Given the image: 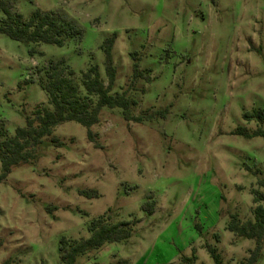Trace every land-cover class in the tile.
<instances>
[{
    "label": "rangeland",
    "instance_id": "1",
    "mask_svg": "<svg viewBox=\"0 0 264 264\" xmlns=\"http://www.w3.org/2000/svg\"><path fill=\"white\" fill-rule=\"evenodd\" d=\"M8 1L26 20L57 11L84 36L60 47L0 34V143L38 107L54 108L41 84L53 62L74 70L82 97L83 74L94 65L108 85L105 45L114 33L111 94L127 91L134 117L167 112L138 123L105 107L91 129L73 121L56 127L36 160L0 184V264H61V240L90 237L102 216L132 222V237L76 264H216L209 246L223 264L245 261L256 241L228 226L235 215L254 220L253 191H264V138L239 133L264 128L244 116L264 108V0ZM136 64L150 80L135 78Z\"/></svg>",
    "mask_w": 264,
    "mask_h": 264
},
{
    "label": "trees",
    "instance_id": "2",
    "mask_svg": "<svg viewBox=\"0 0 264 264\" xmlns=\"http://www.w3.org/2000/svg\"><path fill=\"white\" fill-rule=\"evenodd\" d=\"M1 13L5 17L0 22V34H5L19 42L53 44L63 47L68 39L74 38L81 41L84 36L82 27L57 11L36 10L26 20L21 13H16L13 10L10 1L0 0ZM116 39L117 34L114 33L105 45L106 73L109 84L105 85L102 80L99 67L92 66L83 74V86L87 92L85 97L81 96L80 85L73 77L74 70L64 65V59L51 64L46 72V78L41 81V84L48 93L49 102L54 108L38 107L34 117L27 118L26 126L17 128L14 136L7 137L0 143V184L7 179L14 167L35 161L44 139L52 136L56 127L61 124L73 121L91 129L92 126L100 123V114L105 107L122 108L128 120L138 123L154 120L158 115L166 116L167 111H158L147 117H134L131 114V108L135 101L128 97V92L111 94L118 74L113 61V48ZM134 74L135 78L145 76L137 64L134 66ZM145 77L150 80L149 76ZM92 96L98 98L96 103L92 101ZM244 116L248 121L264 122V108L246 112ZM239 133L246 137L261 136L264 138V128H258L253 132L247 131L246 128H240ZM5 135L4 128H0V138ZM88 135L93 140L94 134L91 130ZM52 141L59 147L63 145L57 137H53ZM259 183L264 188V179H261ZM81 194L91 198L99 196L96 190H83ZM253 194L254 203L259 204L254 209V220L241 222L235 215L228 226L235 235L256 241V248L240 264H257L263 248L264 191L254 190ZM143 208L149 213L155 212L154 202H147ZM131 224L130 221L111 223L106 221L103 216L94 220L89 226L90 237L71 241L66 238L61 240V264H76L79 256L85 255L90 250L100 249L107 243L128 241L132 237ZM209 250L216 264H223L222 256L217 249L209 246ZM117 264H130V262L120 260Z\"/></svg>",
    "mask_w": 264,
    "mask_h": 264
}]
</instances>
